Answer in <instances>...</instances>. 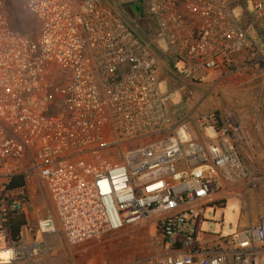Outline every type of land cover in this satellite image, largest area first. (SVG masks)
Instances as JSON below:
<instances>
[{
  "label": "built area",
  "instance_id": "2783aa9c",
  "mask_svg": "<svg viewBox=\"0 0 264 264\" xmlns=\"http://www.w3.org/2000/svg\"><path fill=\"white\" fill-rule=\"evenodd\" d=\"M11 1L0 0V264H50L56 249L148 219L161 252L125 264H264V217L202 240L219 191L255 184L241 119L174 115L159 76L200 83L243 55L263 60L264 0H141L135 18L110 0H19L35 34ZM17 212L27 224L13 241Z\"/></svg>",
  "mask_w": 264,
  "mask_h": 264
},
{
  "label": "rangeland",
  "instance_id": "374dc122",
  "mask_svg": "<svg viewBox=\"0 0 264 264\" xmlns=\"http://www.w3.org/2000/svg\"><path fill=\"white\" fill-rule=\"evenodd\" d=\"M110 1L130 17H137L133 11L136 6L140 10L141 0ZM10 7L22 31L35 34L37 22L22 8L20 1L12 0ZM243 59L222 71L211 72L200 83L168 74L166 69L159 74L161 86L172 94L174 115L201 114L216 109L227 111L241 119L248 138L244 156L255 184L226 185L219 191L218 205L205 211L204 216L210 221L200 226L204 235L209 237L213 233L231 234L242 227L243 221L250 222L264 216V59L248 64ZM35 203L38 204L39 199L36 198ZM32 217H37V213ZM31 223L35 224V220ZM154 230L152 219L126 226L69 250L56 249L52 252L50 264H125L147 259L161 252L152 242Z\"/></svg>",
  "mask_w": 264,
  "mask_h": 264
},
{
  "label": "trees",
  "instance_id": "16d2710c",
  "mask_svg": "<svg viewBox=\"0 0 264 264\" xmlns=\"http://www.w3.org/2000/svg\"><path fill=\"white\" fill-rule=\"evenodd\" d=\"M138 7V6H136ZM23 185V179L22 177H16L14 178L10 186L11 187H18ZM27 224V220L25 218V215L23 213H12L9 216V229H8V234H9V239L16 241L19 237V233L21 231V228Z\"/></svg>",
  "mask_w": 264,
  "mask_h": 264
},
{
  "label": "crops",
  "instance_id": "0c3cea01",
  "mask_svg": "<svg viewBox=\"0 0 264 264\" xmlns=\"http://www.w3.org/2000/svg\"><path fill=\"white\" fill-rule=\"evenodd\" d=\"M131 8H133V6H131ZM168 73V72H167ZM168 74H170V73H168ZM243 184H245L244 182H242V183H240V184H237L238 186H241V185H243ZM233 186V185H232ZM35 213H37V217H32V215L33 214H35ZM39 216H41V213L40 212H34V213H31V215L29 216V218L30 219H34V220H36L37 218H39ZM262 217H264V216H261V217H259V218H256L255 220H253V221H257V220H259L260 218H262ZM247 223H249V222H242V224H241V226L242 225H246ZM211 239V237H209V236H206V235H203V237H202V240L203 241H208V240H210Z\"/></svg>",
  "mask_w": 264,
  "mask_h": 264
},
{
  "label": "bare ground",
  "instance_id": "6f19581e",
  "mask_svg": "<svg viewBox=\"0 0 264 264\" xmlns=\"http://www.w3.org/2000/svg\"><path fill=\"white\" fill-rule=\"evenodd\" d=\"M0 257H2V258H6V254L4 253V252H0Z\"/></svg>",
  "mask_w": 264,
  "mask_h": 264
},
{
  "label": "water",
  "instance_id": "95a60500",
  "mask_svg": "<svg viewBox=\"0 0 264 264\" xmlns=\"http://www.w3.org/2000/svg\"><path fill=\"white\" fill-rule=\"evenodd\" d=\"M135 11H137V8H136V10Z\"/></svg>",
  "mask_w": 264,
  "mask_h": 264
}]
</instances>
